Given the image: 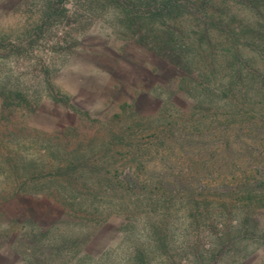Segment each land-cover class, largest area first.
<instances>
[{
  "label": "rangeland",
  "instance_id": "374dc122",
  "mask_svg": "<svg viewBox=\"0 0 264 264\" xmlns=\"http://www.w3.org/2000/svg\"><path fill=\"white\" fill-rule=\"evenodd\" d=\"M135 1L0 0V264H264V103Z\"/></svg>",
  "mask_w": 264,
  "mask_h": 264
},
{
  "label": "trees",
  "instance_id": "16d2710c",
  "mask_svg": "<svg viewBox=\"0 0 264 264\" xmlns=\"http://www.w3.org/2000/svg\"><path fill=\"white\" fill-rule=\"evenodd\" d=\"M136 7H154V16L166 13L170 21L158 31L169 42L178 37L183 44L193 40L200 45L204 53L200 57L173 62L195 74L202 87L214 74L228 72L226 90L233 93V103L249 102L251 91L259 96L257 104L264 103V0H136ZM177 16L191 20L192 26L180 29ZM240 116L264 120V114Z\"/></svg>",
  "mask_w": 264,
  "mask_h": 264
}]
</instances>
